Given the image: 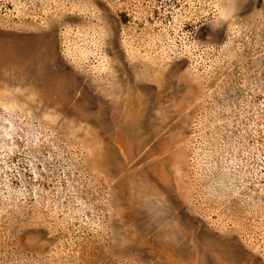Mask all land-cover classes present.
Instances as JSON below:
<instances>
[{"label": "rangeland", "instance_id": "1", "mask_svg": "<svg viewBox=\"0 0 264 264\" xmlns=\"http://www.w3.org/2000/svg\"><path fill=\"white\" fill-rule=\"evenodd\" d=\"M0 264H264V0H0Z\"/></svg>", "mask_w": 264, "mask_h": 264}, {"label": "clouds", "instance_id": "2", "mask_svg": "<svg viewBox=\"0 0 264 264\" xmlns=\"http://www.w3.org/2000/svg\"><path fill=\"white\" fill-rule=\"evenodd\" d=\"M236 7L235 6H232L230 8H226L225 9V12H224V15L223 16H219L217 15L216 17H214L210 24L213 28V30H215L216 28H219L222 24H225L226 21L229 19V18H232L235 16L236 14Z\"/></svg>", "mask_w": 264, "mask_h": 264}]
</instances>
